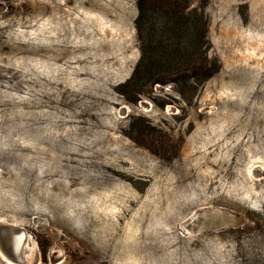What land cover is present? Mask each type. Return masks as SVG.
<instances>
[{
    "label": "rangeland",
    "instance_id": "1",
    "mask_svg": "<svg viewBox=\"0 0 264 264\" xmlns=\"http://www.w3.org/2000/svg\"><path fill=\"white\" fill-rule=\"evenodd\" d=\"M203 6L217 70L130 101L135 0H0V217L35 264H264V0Z\"/></svg>",
    "mask_w": 264,
    "mask_h": 264
},
{
    "label": "trees",
    "instance_id": "2",
    "mask_svg": "<svg viewBox=\"0 0 264 264\" xmlns=\"http://www.w3.org/2000/svg\"><path fill=\"white\" fill-rule=\"evenodd\" d=\"M196 2L135 0L133 24L138 53L129 75L116 86L125 99L136 100L140 87L166 82L181 93L185 78L202 82L217 70L218 61L208 52L204 0Z\"/></svg>",
    "mask_w": 264,
    "mask_h": 264
},
{
    "label": "water",
    "instance_id": "3",
    "mask_svg": "<svg viewBox=\"0 0 264 264\" xmlns=\"http://www.w3.org/2000/svg\"><path fill=\"white\" fill-rule=\"evenodd\" d=\"M122 108H123V106L119 107V109H121V110H122ZM198 213L199 212L195 213L194 215L189 216L186 219L187 220L186 223H190L191 221H193L196 218ZM217 214H219V213L214 212V211L211 213V219L212 220H211V222H209L211 225H220L224 222V221L222 222L219 219H217V217H216ZM209 223L205 219L203 224L207 225ZM20 232L22 233V244H21L20 251H19L20 257L14 258L10 252V236L14 233H20ZM29 237L27 235V232L25 231V229L22 226L14 223V222L0 218V252L2 253L3 257L9 258L12 261L17 262L18 264H24V263L26 264V262L24 260L25 258H23V255H22L24 248H25V247H23V243ZM36 262H37V251L35 250L33 253L32 259L30 260V262H27V264H35Z\"/></svg>",
    "mask_w": 264,
    "mask_h": 264
},
{
    "label": "bare ground",
    "instance_id": "4",
    "mask_svg": "<svg viewBox=\"0 0 264 264\" xmlns=\"http://www.w3.org/2000/svg\"><path fill=\"white\" fill-rule=\"evenodd\" d=\"M0 218H2V219H5V218H3V217H0ZM6 220V219H5ZM28 235V237L30 236V234H27ZM21 244H22V233L20 232V233H14V234H12L11 236H10V252H11V254H12V256L14 257V258H19L20 257V255H19V251H20V247H21ZM31 245H33V247H34V249L33 250H31L30 249V246ZM23 247H25L24 248V251H23V253H22V255H23V258H25L24 260H25V262H26V264H27V262H30V260L27 258V255H26V253H28V256L30 255V253H34V251L36 250V247H35V244H34V242H33V238H31V237H29V238H27V240L26 241H24V243H23ZM38 251V250H37ZM1 253V252H0ZM2 254V253H1ZM38 254H39V252H38ZM37 256H39V255H37ZM8 262H10V263H13V264H18L17 262H15V261H12L11 259H9V258H5ZM38 259V258H37ZM25 264V263H24Z\"/></svg>",
    "mask_w": 264,
    "mask_h": 264
}]
</instances>
